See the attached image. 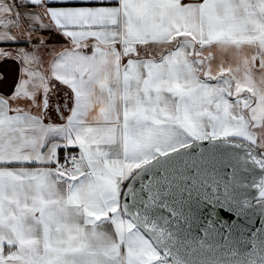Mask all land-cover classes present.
Masks as SVG:
<instances>
[{"label":"snow or ice","instance_id":"6c2138e0","mask_svg":"<svg viewBox=\"0 0 264 264\" xmlns=\"http://www.w3.org/2000/svg\"><path fill=\"white\" fill-rule=\"evenodd\" d=\"M0 264H264V0H0Z\"/></svg>","mask_w":264,"mask_h":264},{"label":"crops","instance_id":"0c3cea01","mask_svg":"<svg viewBox=\"0 0 264 264\" xmlns=\"http://www.w3.org/2000/svg\"><path fill=\"white\" fill-rule=\"evenodd\" d=\"M12 89V80H9L8 84L4 86L5 91H11ZM53 100H55V97H53Z\"/></svg>","mask_w":264,"mask_h":264}]
</instances>
